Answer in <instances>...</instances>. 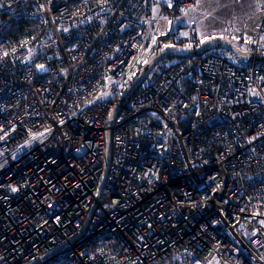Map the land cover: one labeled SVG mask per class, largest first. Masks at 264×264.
Here are the masks:
<instances>
[{"label": "built area", "instance_id": "built-area-1", "mask_svg": "<svg viewBox=\"0 0 264 264\" xmlns=\"http://www.w3.org/2000/svg\"><path fill=\"white\" fill-rule=\"evenodd\" d=\"M157 5L0 0V264H264V0L247 63H159L109 124ZM19 20L35 28L16 38Z\"/></svg>", "mask_w": 264, "mask_h": 264}, {"label": "rangeland", "instance_id": "rangeland-1", "mask_svg": "<svg viewBox=\"0 0 264 264\" xmlns=\"http://www.w3.org/2000/svg\"><path fill=\"white\" fill-rule=\"evenodd\" d=\"M157 4V7L159 9V11L157 12L158 14H160L161 12H168V9L166 7H163V5L166 4L163 2V0H160V2ZM194 5H196V7L190 10L187 15L183 12H180L177 15H171L170 13H167V19H160L155 22L152 33L154 34L158 42V50L164 48V45H171V47L164 48L163 51L190 50V47L177 44L174 39V37L181 31V27L190 23L195 25L200 39H204L205 41L209 40L206 39V37H220L217 32H212L211 34H205L204 32H202V30L205 29V26L210 25L209 22L220 24L219 21L222 19L224 25L227 26L226 30H230L231 32L236 28H241V31L237 34L238 36L236 38L232 40L228 39L231 44H233L240 50H243L246 46V40L254 37L250 35L253 34V26L255 25L258 17L260 18V13L255 12L250 14V12H248L249 0H199L198 4L197 0H195ZM168 21H174V23L170 26L168 24ZM160 32H163L164 35H160ZM255 37L251 38L250 42H252ZM241 38L242 42L239 43V40ZM201 44L202 43L200 41L198 47ZM149 45H151V41ZM149 45L145 48L144 58L149 52ZM212 49L220 50L222 54H224L229 59H238V56L233 52L218 47H213ZM152 54L153 53L151 52L145 60H149ZM168 61L170 60L164 59L160 60V62H157L149 70L146 77L144 78V81L158 73L159 69L157 68V66L159 63L163 64L164 62Z\"/></svg>", "mask_w": 264, "mask_h": 264}, {"label": "water", "instance_id": "water-1", "mask_svg": "<svg viewBox=\"0 0 264 264\" xmlns=\"http://www.w3.org/2000/svg\"><path fill=\"white\" fill-rule=\"evenodd\" d=\"M211 45L224 46L228 48L230 51H232L233 53H235L243 63L248 62L247 60L248 51H242L236 46H234L233 44H231V42L228 39L220 38V37H215L214 39H209L205 41L195 50H180V51L168 50V51L156 52L154 57L149 59L151 62L148 64H143V66L141 67L139 73L137 74L132 84L118 98L116 104L111 109V112L108 116V123L111 124L113 122L114 117L117 111L119 110L120 106H122L126 102L128 97L132 94V92L137 89L140 83L144 80L149 70L158 61L162 60L163 58L167 56L184 59V58H190L192 56L200 55L207 49V47ZM263 63H264V59H263ZM105 140H106V148H105L104 165H105V172H106L109 166V162H110V131L106 133Z\"/></svg>", "mask_w": 264, "mask_h": 264}, {"label": "crops", "instance_id": "crops-1", "mask_svg": "<svg viewBox=\"0 0 264 264\" xmlns=\"http://www.w3.org/2000/svg\"><path fill=\"white\" fill-rule=\"evenodd\" d=\"M173 4H174V1H173ZM194 4H195V2L192 5H194ZM163 7L167 8L168 6L166 4H164ZM188 7L189 6H186L182 9H185ZM248 9H249L248 12H250V14L255 13V12L259 13L258 8H257V0H249ZM180 12H181V10H180ZM259 19L260 18L258 17L257 21L255 22V25L253 26V34L250 36H254V37L256 36L258 26H259ZM219 22H220V24L214 23V22H209L210 25L205 26V29L202 30V32H204L205 34H208V33L211 34L212 32H217V34H219L220 37L232 40V39L236 38L238 36L237 34L241 31V28H236L234 30L232 29L233 30L232 32L230 30H226L227 26L224 25L223 20L221 19ZM254 37H251V38H254ZM251 38L248 39L249 42L246 43V46L244 47L243 51L248 50ZM200 41H201V39L199 36V44H200ZM260 41H261V43L263 42L262 44L264 45V36H262L260 38ZM240 42H242V38L239 40V43Z\"/></svg>", "mask_w": 264, "mask_h": 264}, {"label": "snow or ice", "instance_id": "snow-or-ice-1", "mask_svg": "<svg viewBox=\"0 0 264 264\" xmlns=\"http://www.w3.org/2000/svg\"><path fill=\"white\" fill-rule=\"evenodd\" d=\"M159 2H160V0H157V3H159ZM163 2L166 3L167 6H168L169 8H171V7L174 6V4H173V0H163ZM198 3H199V0H197V4H198ZM195 7H196V5H190L188 8L181 9V12H183L184 14L187 15V14L189 13V11L192 10V9H194ZM152 11H153V13L155 14V13H157V12L159 11V9H158V7H153ZM176 19H179V18H176ZM173 23H174V21H168V24H169L170 26H171ZM65 31H67V29H65ZM159 34H160V35H164L163 32H160ZM181 35L187 36L188 33H187V32H184V33H181ZM214 38H215V37H206V39H214ZM221 38H223V37H221ZM204 42H205V40L202 39V40H201V43H204ZM245 42L248 43L249 41L246 40ZM155 43H157V40H156V37L153 36V38H152V44H155ZM133 47H136V45H133ZM149 47H151V45H149ZM167 47H171V45H164V48H167ZM186 47H191V45H186ZM164 48H161L160 51H163ZM242 51H243V50H242ZM4 55H7V53H4ZM150 62H151L150 60H145V61H144L145 64H148V63H150ZM37 68L40 69V70H43V69H44V65H42V64H41V65H37ZM133 75H135V73H133ZM129 79H131V77H129ZM110 82H111V81H110ZM107 95H109V93H107V92H102V93L100 94V97H99V98L102 99L104 96H107ZM92 102H93V101H88L87 103H92ZM46 131H49V129H46ZM8 135H9V133H8L7 131H5V132H4V135H3V136H0V140H4ZM43 135H44V133H37V134H34L33 137H32V139H36L37 136H43ZM217 187H219V186H217ZM12 190H13V191H16L15 188H13ZM213 191H215V189H213ZM213 223H217V222H216V221H213ZM261 224H264V221H261ZM206 264H219V262H218V261H215L214 258H213V260H207V258H206Z\"/></svg>", "mask_w": 264, "mask_h": 264}, {"label": "trees", "instance_id": "trees-1", "mask_svg": "<svg viewBox=\"0 0 264 264\" xmlns=\"http://www.w3.org/2000/svg\"><path fill=\"white\" fill-rule=\"evenodd\" d=\"M167 9H168V11H170L171 15H175V14L177 15L180 12L178 7L176 6V4H174V6L171 7V8L167 7ZM34 28H35V22L34 21H29V20H23L22 21V20H19L17 22H14L12 24V27L9 30L13 33L14 37L21 38V37L26 36L29 33H31V31H33ZM213 47H218V48H222L224 50L230 51L228 48H226L224 46H217V45H211V46L207 47L206 50L212 49ZM218 52L222 53L220 50ZM230 52H232V51H230ZM193 58L198 59L199 56H194ZM164 59L165 60H176V59H179V58H175V57H172V56H167ZM164 59H162V60H164ZM179 60H181V59H179ZM140 69H141V67L139 68V70L135 74V77L139 73Z\"/></svg>", "mask_w": 264, "mask_h": 264}, {"label": "flooded vegetation", "instance_id": "flooded-vegetation-1", "mask_svg": "<svg viewBox=\"0 0 264 264\" xmlns=\"http://www.w3.org/2000/svg\"><path fill=\"white\" fill-rule=\"evenodd\" d=\"M156 52H160V50H158V46H157V45H156L155 48H153V50H152V53H153V54H152L151 58L154 57V55L156 54ZM151 58H150V59H151ZM163 59H164V58H163Z\"/></svg>", "mask_w": 264, "mask_h": 264}]
</instances>
